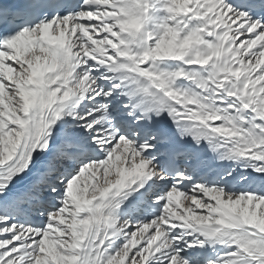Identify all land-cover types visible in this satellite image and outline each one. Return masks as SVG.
<instances>
[{
	"label": "snow or ice",
	"instance_id": "1",
	"mask_svg": "<svg viewBox=\"0 0 264 264\" xmlns=\"http://www.w3.org/2000/svg\"><path fill=\"white\" fill-rule=\"evenodd\" d=\"M0 264H264V0H0Z\"/></svg>",
	"mask_w": 264,
	"mask_h": 264
}]
</instances>
